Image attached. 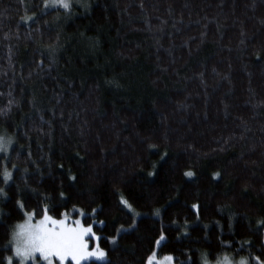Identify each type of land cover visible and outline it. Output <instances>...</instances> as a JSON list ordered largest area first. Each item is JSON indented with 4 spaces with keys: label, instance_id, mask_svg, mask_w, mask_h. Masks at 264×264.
I'll return each mask as SVG.
<instances>
[{
    "label": "trees",
    "instance_id": "trees-1",
    "mask_svg": "<svg viewBox=\"0 0 264 264\" xmlns=\"http://www.w3.org/2000/svg\"><path fill=\"white\" fill-rule=\"evenodd\" d=\"M42 7L43 0H0V92L11 86L20 101L0 117V132L14 136L8 167L21 169L5 189L8 200L0 199V262L11 255L3 247L11 227L24 218L17 200L28 211L62 203L50 212L57 218L73 206L89 213L85 222L95 225L107 258L82 264H144L162 226L167 239L157 255L172 254L177 264H202L204 253L211 264L224 253L264 260V228L255 223L264 218V0H81L67 12L41 13ZM26 9L38 22L17 28ZM5 32L11 39H2ZM58 36L49 70L45 46ZM6 103L0 98V107ZM24 168L30 175L21 179ZM188 170L195 173L190 180ZM217 171L221 178L213 180ZM61 191L68 200L59 201ZM121 197L141 215L113 245L104 238L133 219ZM244 241L251 245L236 253Z\"/></svg>",
    "mask_w": 264,
    "mask_h": 264
},
{
    "label": "snow or ice",
    "instance_id": "snow-or-ice-1",
    "mask_svg": "<svg viewBox=\"0 0 264 264\" xmlns=\"http://www.w3.org/2000/svg\"><path fill=\"white\" fill-rule=\"evenodd\" d=\"M24 0H20V3L23 4ZM61 7L66 12L70 9L71 3L70 0H43V8L41 9V13L46 12L49 8ZM84 7L87 9L89 5L85 4ZM143 7V4H141ZM39 17L36 13L32 15H28L27 9L25 10V14L20 17V20L17 22V28L21 25H29L32 23H37ZM165 23L164 21L161 22ZM37 32L40 31L39 28L36 29ZM243 35V33H242ZM12 34L10 32H5L3 34V40L11 39ZM15 38L19 39V33H15ZM28 38H32L31 32L28 33ZM243 43V41H241ZM61 45L59 43V36L57 40L52 44H48L45 46L48 56L52 57L49 61V70L51 69L52 64L55 62V54L60 48ZM47 58V57H46ZM257 60L261 59L260 53H256ZM8 62L9 68L12 67V50L11 46H9V54H8ZM44 60L42 59L37 67L44 70ZM6 74V73H5ZM31 75V73L29 74ZM15 83V79H13V84ZM14 89L9 86V90L5 92H0V98L7 97V103L4 106L0 107V117H8L9 114L13 111L14 108L20 107V101L15 98L13 95ZM59 102V101H58ZM33 104L34 111L39 112V109L35 108V101H30ZM55 115V113H53ZM63 115V113H61ZM43 120V116L40 117ZM49 127H51L50 122ZM19 127V126H18ZM245 126L244 131H248ZM25 138H27V133H24ZM241 139H243V133L241 134ZM14 136L7 134V129H3L0 132V154H2V159H0V179H2L3 187H0V199L4 201L8 200V193L6 192V187L13 182V173L21 171V169L16 165L12 164L11 169L8 167V164L11 163V157L9 155V150L14 145ZM149 151H155L156 146L149 144ZM168 153L165 152L160 159L164 160L167 157ZM77 156L79 154L77 153ZM28 162L33 165L36 164V161L32 160V153L28 151L27 153ZM83 159V157H80ZM51 167V164H49ZM59 169H63L64 165H58ZM156 165H153L155 169ZM25 176H22L21 179H25L27 175H30L27 168L22 170ZM39 174V168L37 166L36 173ZM148 175L154 176L155 172H149ZM183 175L189 180L195 176V173L192 170L185 171ZM68 180L71 183H74L77 180V176L72 174L69 175ZM221 178V173L219 171L213 173L212 179L219 180ZM63 187V184H61ZM247 190V189H245ZM35 191V190H32ZM39 195V193H37ZM44 201L52 200L53 197L49 195H44L42 198ZM69 197L65 194L64 191L59 192V201L64 202L68 200ZM120 203L124 206L125 209L132 215V223L128 228H124L123 226L116 229V236L108 239L109 242L113 245L117 243V239L120 235L126 232H130L136 229L137 227V217H139L140 213H135L132 209V205L123 197H121ZM16 208L23 214V220L15 223L8 234V240L3 246L5 250H9L11 255H7L3 257V261L0 264H82V262L89 260L90 258H95L97 260H105L107 257V252L102 249L99 245V241L102 239L97 236L93 223H86V219L90 218L89 213H86L82 208H77L73 206L71 212L68 210L60 211L59 218L50 214L51 211L55 210L56 207L63 206L53 205L49 206L48 203L38 204L35 209L28 211L25 209V205L23 201L17 200L15 203ZM192 208L196 210L197 215L199 212V205L194 204ZM97 209L93 208L91 210V214L95 215ZM38 213H40L39 218H37ZM161 214L160 209H155L154 215L159 217ZM0 215H4V213H0ZM75 216L76 218H73ZM175 224V222H173ZM256 228L259 229L264 228V218L258 219L255 221ZM101 226H103L104 222H100ZM179 227L178 224L175 225ZM187 222H185V228L187 227ZM183 235H187L185 231ZM167 237L163 230V226L159 232L158 238L155 239L154 244L155 247L151 251V253L147 256L144 264H175V257L172 254H166L162 258H159L157 255V250L162 244L166 241ZM179 239V237H177ZM95 242V246H91L92 243ZM251 241H244L241 243L240 248L236 249V253H239L246 246H250ZM222 247H231V245H224L223 242L221 244ZM264 252V247L261 249ZM208 253L202 254L201 260L202 264H211V261L208 259ZM181 264H192L191 258L188 261H182ZM215 264H264V260L261 259L260 256L254 255L251 252L249 256H241L239 259H235L234 256L229 255L228 253H224L223 255L217 256Z\"/></svg>",
    "mask_w": 264,
    "mask_h": 264
},
{
    "label": "rangeland",
    "instance_id": "rangeland-1",
    "mask_svg": "<svg viewBox=\"0 0 264 264\" xmlns=\"http://www.w3.org/2000/svg\"><path fill=\"white\" fill-rule=\"evenodd\" d=\"M70 3H71V7H70V9L72 8V7H78V5H79V3H81V0H70ZM43 8V7H42ZM56 9H62V10H64L63 8H61V7H59V6H57V7H55ZM55 8H49V9H55ZM69 9V10H70ZM65 11V10H64ZM96 233V232H95ZM96 235L97 236H99L97 233H96ZM91 246H95V242H93L92 243V245ZM103 249V248H102ZM163 257V256H162ZM162 257H159V258H162ZM107 258V257H106ZM89 260H96V261H101V260H97V259H95V258H90ZM106 260V259H105ZM88 261V260H87ZM104 261V260H103ZM85 262V261H84ZM83 263V262H82ZM29 264H31V262H29ZM175 264H177L176 262H175ZM212 264H215V262L214 263H212Z\"/></svg>",
    "mask_w": 264,
    "mask_h": 264
}]
</instances>
